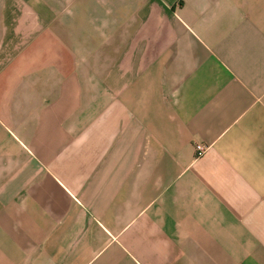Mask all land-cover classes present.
Wrapping results in <instances>:
<instances>
[{
  "label": "crops",
  "instance_id": "obj_1",
  "mask_svg": "<svg viewBox=\"0 0 264 264\" xmlns=\"http://www.w3.org/2000/svg\"><path fill=\"white\" fill-rule=\"evenodd\" d=\"M0 264H264V0H0Z\"/></svg>",
  "mask_w": 264,
  "mask_h": 264
},
{
  "label": "built area",
  "instance_id": "obj_2",
  "mask_svg": "<svg viewBox=\"0 0 264 264\" xmlns=\"http://www.w3.org/2000/svg\"><path fill=\"white\" fill-rule=\"evenodd\" d=\"M207 151V147L205 145H198L197 146V155L198 157L203 156Z\"/></svg>",
  "mask_w": 264,
  "mask_h": 264
}]
</instances>
